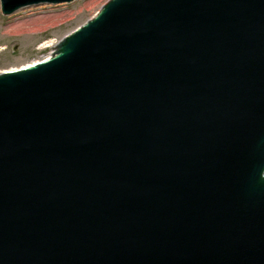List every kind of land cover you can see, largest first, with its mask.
Here are the masks:
<instances>
[{
    "label": "water",
    "instance_id": "obj_1",
    "mask_svg": "<svg viewBox=\"0 0 264 264\" xmlns=\"http://www.w3.org/2000/svg\"><path fill=\"white\" fill-rule=\"evenodd\" d=\"M0 264H264V0H109L0 73Z\"/></svg>",
    "mask_w": 264,
    "mask_h": 264
},
{
    "label": "rangeland",
    "instance_id": "obj_2",
    "mask_svg": "<svg viewBox=\"0 0 264 264\" xmlns=\"http://www.w3.org/2000/svg\"><path fill=\"white\" fill-rule=\"evenodd\" d=\"M109 0H74L70 4L23 9L4 16L0 7V72L46 60L64 36L92 19Z\"/></svg>",
    "mask_w": 264,
    "mask_h": 264
},
{
    "label": "bare ground",
    "instance_id": "obj_3",
    "mask_svg": "<svg viewBox=\"0 0 264 264\" xmlns=\"http://www.w3.org/2000/svg\"><path fill=\"white\" fill-rule=\"evenodd\" d=\"M26 9H28V8H26ZM80 27V26H79ZM57 43H45L42 47H53L54 49L57 47ZM53 49V50H54ZM51 56V55H50ZM49 58V57H48ZM36 63L34 62V63H32V64H28V65H25V66H23V67H21V68H17V69H15V70H8V71H4V72H13V71H18V70H22V69H26V68H30L31 66H33V65H35ZM4 72H0V73H4Z\"/></svg>",
    "mask_w": 264,
    "mask_h": 264
}]
</instances>
